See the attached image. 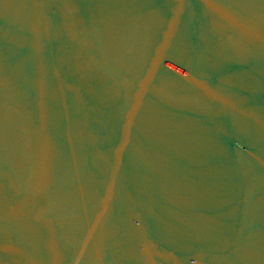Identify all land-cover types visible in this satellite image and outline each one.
I'll return each mask as SVG.
<instances>
[{"label": "water", "instance_id": "1", "mask_svg": "<svg viewBox=\"0 0 264 264\" xmlns=\"http://www.w3.org/2000/svg\"><path fill=\"white\" fill-rule=\"evenodd\" d=\"M0 264H264V0H0Z\"/></svg>", "mask_w": 264, "mask_h": 264}]
</instances>
